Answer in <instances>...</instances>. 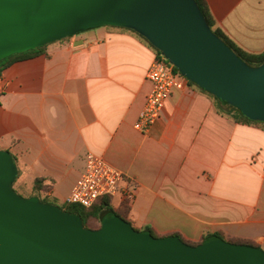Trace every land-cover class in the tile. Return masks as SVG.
I'll list each match as a JSON object with an SVG mask.
<instances>
[{
	"label": "crops",
	"instance_id": "0c3cea01",
	"mask_svg": "<svg viewBox=\"0 0 264 264\" xmlns=\"http://www.w3.org/2000/svg\"><path fill=\"white\" fill-rule=\"evenodd\" d=\"M206 2L236 45L264 53V0ZM158 59L140 34L108 26L6 69L0 148L17 159L20 186L48 179L46 196L66 203L93 153L136 185L133 200L112 199L136 229L192 243L220 233L264 250V128L221 115L185 78L154 127L137 129Z\"/></svg>",
	"mask_w": 264,
	"mask_h": 264
},
{
	"label": "water",
	"instance_id": "95a60500",
	"mask_svg": "<svg viewBox=\"0 0 264 264\" xmlns=\"http://www.w3.org/2000/svg\"><path fill=\"white\" fill-rule=\"evenodd\" d=\"M136 31L190 82L264 123V67L218 39L195 0H0V61L101 27ZM0 152V264H264V250L213 237L199 246L137 231L117 215L89 229L14 189Z\"/></svg>",
	"mask_w": 264,
	"mask_h": 264
},
{
	"label": "built area",
	"instance_id": "2783aa9c",
	"mask_svg": "<svg viewBox=\"0 0 264 264\" xmlns=\"http://www.w3.org/2000/svg\"><path fill=\"white\" fill-rule=\"evenodd\" d=\"M147 79L152 91L147 98L136 128L148 133L163 115L167 102L174 90L182 86L181 73L164 57L156 60L148 71ZM136 185L126 180V176L106 162L103 157L89 153L83 174L75 184L67 203L91 208L104 197H122L125 201L134 198Z\"/></svg>",
	"mask_w": 264,
	"mask_h": 264
},
{
	"label": "trees",
	"instance_id": "16d2710c",
	"mask_svg": "<svg viewBox=\"0 0 264 264\" xmlns=\"http://www.w3.org/2000/svg\"><path fill=\"white\" fill-rule=\"evenodd\" d=\"M195 1L198 4V6L200 8V11L204 15L205 19L207 20L209 26L211 27L214 35L218 39H220L227 47L232 49L236 53V55L239 56L240 59L248 67L254 68V69H259V68L264 67V53L263 54H251L249 52H246L242 48H240L238 45H236L223 31H221L219 28L216 27V21H215L212 13L210 11V8H209L206 0H195ZM131 31H133V30H131ZM134 32H136V31H134ZM143 38L146 39L145 37H143ZM66 39H68V38H66ZM63 40H65V39H63ZM57 42H59V41H57ZM54 43H56V42H54ZM51 44H53V43H51ZM51 44H48L46 46L37 48L35 50L14 54V55H11V56L1 60L0 61V77L2 76L3 72L6 69L11 67L15 63L20 62L22 60L32 59V58H35L37 56H40V55L44 54L45 51L47 50V47L50 46ZM157 51H158V54H159V60L163 59V56H162L161 52L159 50H157ZM175 72L176 73H180V71L177 68H175ZM190 84L192 86H195V87L199 88L204 93H206L210 97H212V99H214V101H215L216 108L218 109V112L221 115L229 117V118H232L236 122H239V123L252 124V125L262 126L264 128V123L255 122V121L249 120L247 117H245L242 114V112L239 109L229 105L226 102L221 101L216 96H214V95L208 93L207 91L201 89L195 83L190 82ZM0 152H8V151L2 150L0 148ZM12 157H13V155H12ZM13 159H14L16 165L18 166L17 159L15 157H13ZM19 177H20V171L18 173L17 180L19 179ZM46 181H48V179H37L36 180V184L35 185H36V189H38V190L35 191V194H34L32 199L36 198L40 202H42L44 204H49V205L56 206L61 211H63L65 214L79 216L84 221V225H85L86 228H89V229H99V228H101V224L104 221V219H106V217L110 216L111 214L119 216L120 218L124 219L125 221H127L128 223H130L133 226V224L127 219V214L120 213L113 207L112 198H110V197H104V198L99 199L95 203V205L93 207L88 208V209L84 208V207H82L80 205L70 204V203H67V202L61 204V206L58 205L57 203H55V204L47 203V200H43L44 199L43 198V194L47 195L49 193V191L51 189V185L50 186H46L44 184ZM51 183H52V181H51ZM14 189H15V184H14ZM16 192H17V190H16ZM47 198H49V197L47 196ZM125 208H127V206H125ZM92 222H98L100 224L99 228H93L92 226H90V224ZM136 230L139 231V232L151 233L154 237L162 238V237H158L153 232V230L150 229V228L144 229V230H138V229H136ZM168 237H176V238L182 240L184 243L192 245V246H199V245L203 244L205 241H207L208 239L213 238V237H217V238L225 240L224 236L222 234H220V233L219 234H214V235L210 236L209 238H204L201 243H192L190 241H187L179 234H174V235H171V236H168ZM229 243L236 244V243L231 242V241ZM238 245H250V246H253V247H258V246L254 245L252 243H249V242L238 243Z\"/></svg>",
	"mask_w": 264,
	"mask_h": 264
},
{
	"label": "rangeland",
	"instance_id": "374dc122",
	"mask_svg": "<svg viewBox=\"0 0 264 264\" xmlns=\"http://www.w3.org/2000/svg\"><path fill=\"white\" fill-rule=\"evenodd\" d=\"M20 179V178H19ZM18 179V180H19ZM26 181H27V184L24 185L23 187L20 186V182L17 180L16 183H15V190H17V192L24 198V199H32L34 194H35V185L33 183V179L32 178H29L27 177V175H25V178H24ZM43 200H47V203H52V204H55L57 203L58 205L61 206V203L60 202H55L52 198H47V196L45 194H43ZM90 226H92L93 228H99L100 224L98 222H92L90 224ZM225 241L227 242H234L236 244L238 243H243V241L239 240V239H228V238H225Z\"/></svg>",
	"mask_w": 264,
	"mask_h": 264
}]
</instances>
